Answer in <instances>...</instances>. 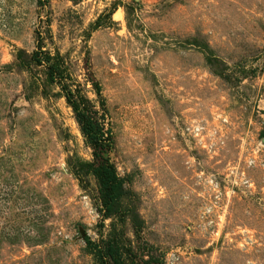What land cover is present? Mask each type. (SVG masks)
Returning a JSON list of instances; mask_svg holds the SVG:
<instances>
[{
	"label": "rangeland",
	"instance_id": "rangeland-1",
	"mask_svg": "<svg viewBox=\"0 0 264 264\" xmlns=\"http://www.w3.org/2000/svg\"><path fill=\"white\" fill-rule=\"evenodd\" d=\"M263 140L264 0H0V264H264Z\"/></svg>",
	"mask_w": 264,
	"mask_h": 264
},
{
	"label": "trees",
	"instance_id": "trees-1",
	"mask_svg": "<svg viewBox=\"0 0 264 264\" xmlns=\"http://www.w3.org/2000/svg\"><path fill=\"white\" fill-rule=\"evenodd\" d=\"M50 79L55 81L56 66L49 67ZM68 102L76 112V121L80 127L86 143L93 147L98 154H103L112 148L111 132L104 128V122L96 117L92 112L79 109L72 95H68ZM98 177L101 179V191L103 195V205L105 216H111L115 206L122 194V180L108 158H105L102 165H99ZM112 262V263H110ZM122 264L119 250L116 246L109 245L99 254V264Z\"/></svg>",
	"mask_w": 264,
	"mask_h": 264
},
{
	"label": "water",
	"instance_id": "water-1",
	"mask_svg": "<svg viewBox=\"0 0 264 264\" xmlns=\"http://www.w3.org/2000/svg\"><path fill=\"white\" fill-rule=\"evenodd\" d=\"M263 142H264V140H263Z\"/></svg>",
	"mask_w": 264,
	"mask_h": 264
}]
</instances>
